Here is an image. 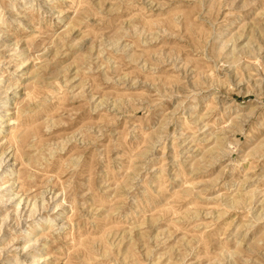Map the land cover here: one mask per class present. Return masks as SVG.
I'll use <instances>...</instances> for the list:
<instances>
[{"label": "rangeland", "instance_id": "374dc122", "mask_svg": "<svg viewBox=\"0 0 264 264\" xmlns=\"http://www.w3.org/2000/svg\"><path fill=\"white\" fill-rule=\"evenodd\" d=\"M0 264H264V0H0Z\"/></svg>", "mask_w": 264, "mask_h": 264}]
</instances>
